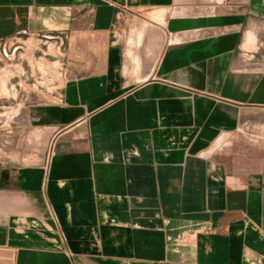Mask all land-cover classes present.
Instances as JSON below:
<instances>
[{
	"label": "crops",
	"instance_id": "1",
	"mask_svg": "<svg viewBox=\"0 0 264 264\" xmlns=\"http://www.w3.org/2000/svg\"><path fill=\"white\" fill-rule=\"evenodd\" d=\"M25 35L63 78L0 143L12 264H264V0H0Z\"/></svg>",
	"mask_w": 264,
	"mask_h": 264
},
{
	"label": "rangeland",
	"instance_id": "2",
	"mask_svg": "<svg viewBox=\"0 0 264 264\" xmlns=\"http://www.w3.org/2000/svg\"><path fill=\"white\" fill-rule=\"evenodd\" d=\"M3 44L5 51L0 48V143L8 132L13 136L9 144L13 142L15 148V140L19 139L16 135L20 136L22 131V110L28 104L47 99L60 87L62 63L52 43L38 41L33 36H18Z\"/></svg>",
	"mask_w": 264,
	"mask_h": 264
},
{
	"label": "water",
	"instance_id": "3",
	"mask_svg": "<svg viewBox=\"0 0 264 264\" xmlns=\"http://www.w3.org/2000/svg\"><path fill=\"white\" fill-rule=\"evenodd\" d=\"M13 252L8 249H0V264H12ZM2 258V259H1Z\"/></svg>",
	"mask_w": 264,
	"mask_h": 264
}]
</instances>
